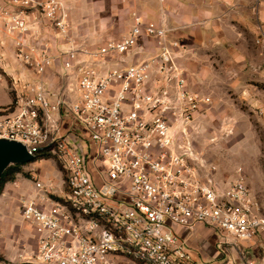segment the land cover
Segmentation results:
<instances>
[{"label":"built area","instance_id":"2783aa9c","mask_svg":"<svg viewBox=\"0 0 264 264\" xmlns=\"http://www.w3.org/2000/svg\"><path fill=\"white\" fill-rule=\"evenodd\" d=\"M36 12L64 41V51L51 53L37 33ZM133 16L123 38L85 53L70 41L59 0H0V30L13 38L16 59L31 73L12 83L13 102L0 110V139L21 142L34 155L47 151L66 171L60 200L36 175L37 195L20 197L22 217L34 228V264H203L177 226L205 224L242 241L264 234V217L242 174L221 186L216 167L196 149L197 118L212 101L188 85L176 55L183 45L164 26ZM140 39L158 53L109 67ZM258 43L264 46L263 30ZM57 59L76 81L70 103L46 79ZM4 74L0 51V80ZM257 111L264 115V104ZM64 112L73 118L71 136L58 119Z\"/></svg>","mask_w":264,"mask_h":264},{"label":"crops","instance_id":"0c3cea01","mask_svg":"<svg viewBox=\"0 0 264 264\" xmlns=\"http://www.w3.org/2000/svg\"><path fill=\"white\" fill-rule=\"evenodd\" d=\"M128 2L131 5L128 11L129 17L132 18L131 28L134 24L132 14L137 13L145 21L164 26L170 31L169 39L177 40L183 45L176 55L179 64L186 71L191 88L200 89L205 93L212 81L228 82L238 89L244 87L248 81L264 82V46L257 43L259 22L255 0H129ZM35 16L38 18L35 24L42 26L43 39L48 43L51 53H58L61 48H64L62 49L64 51L66 49L64 41L54 35L55 32L48 26L49 22L37 12ZM261 27L264 31V26ZM0 51L6 73L0 80L1 109L13 102V81L22 82L28 79L31 73L16 59L14 40L5 29L0 30ZM157 53L158 48L154 43L140 39L129 53L110 59L109 67L126 68L147 61ZM248 89L246 92L259 91L257 86H249ZM40 163L38 161L26 164L31 177L36 175L42 179L40 173L36 171ZM31 182L30 187L24 188L23 194H18L19 206L20 197L37 195L34 183ZM17 185L19 189L24 184L17 182ZM11 188L13 186L0 195V226L2 218L9 221V205L13 193ZM15 192L19 191L15 190ZM176 232L186 241L192 257L200 263L264 264V234L253 241H242L217 232L211 226L198 223H195L191 229L177 226Z\"/></svg>","mask_w":264,"mask_h":264},{"label":"rangeland","instance_id":"374dc122","mask_svg":"<svg viewBox=\"0 0 264 264\" xmlns=\"http://www.w3.org/2000/svg\"><path fill=\"white\" fill-rule=\"evenodd\" d=\"M59 1L68 13L70 41L85 53L97 52L102 45L111 40L121 39L131 29L129 0ZM255 4L259 40L261 26H264V0H255ZM48 26L55 32L50 23ZM36 30L38 34L44 35L40 24L36 25ZM54 35L57 36L56 33ZM62 49L64 48L59 52ZM46 79L56 94L65 96L67 103L75 100V78L67 76L59 59L48 69ZM188 85L190 86L189 81ZM249 86H257L259 91L246 92ZM192 89L202 96L210 97L212 101L207 113L197 118L201 126L194 136L197 151L210 165L216 167L215 179L221 186H228L242 174L258 201L259 214L264 217V115L257 111L262 103L264 104V82L248 81L244 87L238 89L228 82L212 81L205 93L194 87ZM4 109L1 108V112ZM71 118L67 112L58 118L65 135H70L74 131ZM40 162L36 167V171L42 177L39 179L51 185L53 196L59 198L65 191L66 171L63 162L53 156ZM12 166H17L14 168L16 174L14 179L5 185L2 193L13 186L9 221L1 219L0 264H34L32 262L36 249L34 228L24 221L17 202L18 194H23L24 188L30 187L33 179L27 165ZM17 182L24 185L18 189ZM15 190L19 192L16 193Z\"/></svg>","mask_w":264,"mask_h":264},{"label":"water","instance_id":"95a60500","mask_svg":"<svg viewBox=\"0 0 264 264\" xmlns=\"http://www.w3.org/2000/svg\"><path fill=\"white\" fill-rule=\"evenodd\" d=\"M34 159V153L21 142L0 139V179L10 166L26 165Z\"/></svg>","mask_w":264,"mask_h":264},{"label":"trees","instance_id":"16d2710c","mask_svg":"<svg viewBox=\"0 0 264 264\" xmlns=\"http://www.w3.org/2000/svg\"><path fill=\"white\" fill-rule=\"evenodd\" d=\"M14 99V97H13ZM11 105H9L8 107H10ZM8 107H4L5 109H7ZM2 114V112H1ZM51 157V155L47 152V151H37L35 153V159L33 162H38V161H42L44 159H47ZM18 166H21V165H18ZM17 167V166H15ZM14 166H10L5 172L4 174L2 175L1 179H0V195H2L3 191H4V188H5V185L12 181L14 179V176L16 174V172L14 171ZM55 199L57 200H60V198H57V197H54Z\"/></svg>","mask_w":264,"mask_h":264}]
</instances>
